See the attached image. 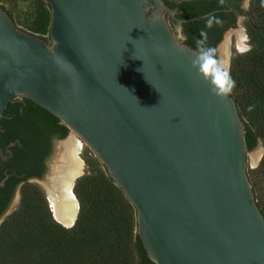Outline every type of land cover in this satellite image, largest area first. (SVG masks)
I'll use <instances>...</instances> for the list:
<instances>
[{"label": "water", "instance_id": "water-1", "mask_svg": "<svg viewBox=\"0 0 264 264\" xmlns=\"http://www.w3.org/2000/svg\"><path fill=\"white\" fill-rule=\"evenodd\" d=\"M48 2L50 42L0 3V124L8 104L26 97L80 136L136 207L155 264H264V213L248 174L263 141L248 149L235 98L215 97L195 73L180 25L214 11L178 18L165 0ZM244 19L218 45L228 67L232 34L238 49L250 47ZM56 144L42 184L61 205L81 170L65 138Z\"/></svg>", "mask_w": 264, "mask_h": 264}, {"label": "trees", "instance_id": "trees-1", "mask_svg": "<svg viewBox=\"0 0 264 264\" xmlns=\"http://www.w3.org/2000/svg\"><path fill=\"white\" fill-rule=\"evenodd\" d=\"M165 2L177 9L178 18L214 11L211 15L223 21L211 29H205L206 17L183 23L184 41L195 48L202 29L207 31L209 45L216 47L223 33L234 24L235 18L229 9L238 0H225L223 6L219 0ZM0 3L19 28L51 41L52 14L48 0H0ZM245 14L251 50L233 58L230 72L236 82L232 95L245 121L246 144L251 150L259 138L264 144L262 0H250ZM249 106H253L252 111H248ZM70 130L58 117L29 98L18 97L8 104L0 124V182L9 175L0 186V216L18 184L24 183L19 208L0 224V264H155L138 233L136 207L91 150L86 157L90 171L74 185L80 208L71 227L53 217L42 188L28 181L44 173L42 162L49 151L50 137L57 134L63 138ZM248 174L256 202L264 213V155L260 165Z\"/></svg>", "mask_w": 264, "mask_h": 264}, {"label": "clouds", "instance_id": "clouds-1", "mask_svg": "<svg viewBox=\"0 0 264 264\" xmlns=\"http://www.w3.org/2000/svg\"><path fill=\"white\" fill-rule=\"evenodd\" d=\"M219 2L223 6L225 0H219ZM262 3H264V0H262ZM222 23L223 21L219 17L209 15L205 18V29H211L213 26L222 25ZM199 37L195 40L196 47L191 60V67L209 85L212 95L226 101L236 87V82L231 76L230 67L226 66L219 57L218 48L209 45L206 30L202 29ZM157 47L159 51H164L162 47ZM250 50V47L239 49L241 53ZM252 110L253 106H249L248 111Z\"/></svg>", "mask_w": 264, "mask_h": 264}, {"label": "rangeland", "instance_id": "rangeland-1", "mask_svg": "<svg viewBox=\"0 0 264 264\" xmlns=\"http://www.w3.org/2000/svg\"><path fill=\"white\" fill-rule=\"evenodd\" d=\"M250 4V2H249ZM249 8V6H248ZM247 21L248 19H244L243 20V25H244V33L246 34V36L242 39V42L243 44H247V45H250V42H249V37H248V33H247ZM170 23H171V26L173 27V29H175L174 27V24L172 22V20L170 19ZM176 30V29H175ZM177 33V31H175ZM247 52V51H245ZM243 52V53H245ZM237 54H241V52L239 51L238 47H237V41H236V35L235 34H232V51H231V60H230V67H231V63H232V60L233 58L237 55ZM70 140H73V145L71 146L72 149H73V152L76 156H78V158L80 159V161L82 162V170H81V173L79 174V176L77 177V179L79 177H81L82 175L88 173L90 171V168L88 166V164L86 163V157H88L91 152V148L86 144V142L80 137L78 136L74 131L70 130L68 136L65 138V141L68 143V141ZM57 144L55 145V150L52 154V156L55 154L56 150H57ZM92 155L95 156V154L93 153ZM52 156L50 157L49 160H51ZM262 160V159H261ZM261 162V161H260ZM260 165V163L255 166V167H252L251 166V163H250V159H249V156H248V171L252 170V169H255L257 168L258 166ZM49 170V169H48ZM47 170V172H48ZM46 172V173H47ZM45 173V174H46ZM42 180L39 181L38 180H31V182L33 183H36L38 184L43 192L45 193L46 195V198L48 200V203H49V206L51 208V211H52V214H53V217L61 224L67 226V227H71L73 226L74 222H75V218L74 217H71V218H64L62 217L60 214L57 215V211L55 209V200L53 198L50 197V195L48 194V189L46 187H49L50 188V184L49 182H46L47 183V186L43 185L42 182H44L45 180V177L43 176L41 178ZM76 182V180H75ZM75 185V183L73 182L71 185H70V188L72 189V187ZM70 191V189H69ZM21 196H22V193H21V187H19L15 194H14V197L12 199V201L10 202L9 206L7 207V209L4 211L3 213V218L2 220H5L8 216H10L11 214H13L20 206L21 204ZM74 196V195H73ZM71 201L74 202V204L77 206V204L79 203V200L78 198H72ZM263 203H264V199H263ZM79 205V204H78ZM80 206V205H79ZM78 209V206L76 207ZM76 208H75V211H76ZM3 222V221H2Z\"/></svg>", "mask_w": 264, "mask_h": 264}, {"label": "flooded vegetation", "instance_id": "flooded-vegetation-1", "mask_svg": "<svg viewBox=\"0 0 264 264\" xmlns=\"http://www.w3.org/2000/svg\"><path fill=\"white\" fill-rule=\"evenodd\" d=\"M248 9H246V7H245V0H238V2H237V4L235 5V6H233V7H231L230 9H229V11L231 12V13H233V17L235 18V20H234V24H231V25H233V26H231L230 28H228L226 31H228L229 29H232L235 25H237L238 24V22H239V20H240V18L241 17H244V16H246V14H245V12L247 11ZM180 24L179 22H173V24H174V27H175V24ZM183 23H181L180 25H182ZM175 30V29H174ZM181 30H183V25H182V28H181ZM175 31H177V30H175ZM226 31L223 33V36H222V39H223V37H224V35H225V33H226ZM222 39L221 40H219V42H217V44H216V48H218V45H219V43L222 41ZM68 136V135H67ZM67 136H65V137H63V138H61V137H59L57 134H53L51 137H50V139H49V148H48V153L46 154V156L43 158V171H44V173L42 174V175H40V176H33V177H30L29 179H28V181L29 182H31V180H35V179H41L43 176H45V173L47 172V170L49 169V159H50V157L52 156V154H53V152H54V150H55V145H56V141L58 140V139H64V138H66ZM74 157H75V159H74V170H78V169H80V170H82V162L80 161V159L78 158V156H76L75 154H74ZM9 158H7V159H5V160H8ZM24 175V174H23ZM22 175V176H23ZM76 181H77V179H76ZM23 183H24V181H22V182H20L19 184H18V186H17V188H16V190L19 188V187H21V189H22V186H23ZM76 183V182H75ZM16 190H15V192H16ZM15 194V193H14ZM13 197H14V195H13ZM13 197L11 198V200H10V202L12 201V199H13ZM21 198H22V196H21ZM73 198V197H72ZM10 202H9V204H10ZM9 204H8V206H9ZM7 206V207H8ZM76 206V205H75ZM7 209V208H6ZM2 216V215H1ZM0 216V217H1Z\"/></svg>", "mask_w": 264, "mask_h": 264}, {"label": "bare ground", "instance_id": "bare-ground-1", "mask_svg": "<svg viewBox=\"0 0 264 264\" xmlns=\"http://www.w3.org/2000/svg\"><path fill=\"white\" fill-rule=\"evenodd\" d=\"M68 143H69L70 146H72L74 142H73V140H70V141H68ZM69 189H70L69 192H70L71 197L74 198L73 193L71 192L70 186L68 187V190ZM54 206H55V209L57 211V215L60 214L65 219L74 217L76 206H75L73 201L68 199V201H65V203H63L61 205H59L58 203H55Z\"/></svg>", "mask_w": 264, "mask_h": 264}]
</instances>
